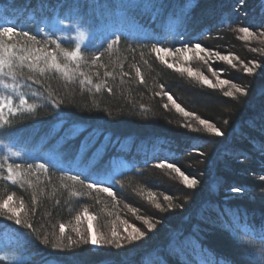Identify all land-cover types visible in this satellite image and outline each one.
I'll return each instance as SVG.
<instances>
[{"label": "trees", "instance_id": "1", "mask_svg": "<svg viewBox=\"0 0 264 264\" xmlns=\"http://www.w3.org/2000/svg\"><path fill=\"white\" fill-rule=\"evenodd\" d=\"M242 11L244 17L237 0H0V17L9 20L3 25L36 37L16 36L10 43L41 57L38 62L17 61L10 72L5 68L9 74L0 75V96L12 97L14 107L21 95L24 108L34 105L14 116L5 109L9 123L0 128V141L38 148L56 159L15 160L0 151V202L12 195L25 206L21 224L0 210V233L12 238L7 245L0 234V244L3 252L17 256L0 257V264H245L248 257L241 255V246L254 250L255 259L264 264V194H250L264 192V180L245 177H264V40L250 41L253 46L236 44L243 25L259 30L264 25V0H245ZM60 21L93 30L108 23L121 29L108 41L79 47L73 59L68 53L77 51L75 41L61 39L53 28ZM132 25L137 28L133 35L126 32ZM206 41L213 49L237 47V55L245 49L250 61H257L247 74L239 57L238 72L231 78L247 95L227 97L169 68L153 51ZM53 56L60 70L52 67ZM164 93L225 135L206 133L195 116L177 112ZM186 124L200 131H189ZM75 128L83 131L77 134ZM93 129L95 135L88 138ZM72 135L75 139H68ZM81 141H86L84 150ZM161 159L182 170L187 166L197 187L189 189L177 174L157 167ZM115 162L128 167L114 176L111 199L88 187L95 179L85 178L83 166L109 174ZM9 165L19 173L16 183L6 179ZM232 186L249 195L226 192ZM149 193L164 198L163 208L169 203L174 207L157 209ZM85 208L96 218L97 233L108 239L113 228L121 234L123 219L139 223V216L160 223L135 248L93 252L81 242L87 238L76 219Z\"/></svg>", "mask_w": 264, "mask_h": 264}, {"label": "snow or ice", "instance_id": "2", "mask_svg": "<svg viewBox=\"0 0 264 264\" xmlns=\"http://www.w3.org/2000/svg\"><path fill=\"white\" fill-rule=\"evenodd\" d=\"M64 21H60V23H63ZM4 22L0 21V75H7L9 73H6L4 70L7 67L10 70L13 68V65L19 61L20 64H24L26 61H30V60H34V61H39L41 59V57L39 55L33 56V50H29L28 48H25L24 46H20L19 48L17 47V44L15 43H10V41H12L14 39V37L16 36H24L29 38L32 41L36 40V37L34 35H31L29 32L27 31H22L20 28L16 27L15 25L13 26H2ZM262 28H264V25H261ZM240 31L244 34L242 39L245 40H250L252 39L254 36H256V33L252 32L250 30L249 27H241ZM113 35H115V33H113ZM260 37H264V31H260ZM259 38V37H258ZM119 37H116V40H118ZM116 41H113V43H115ZM111 46V45H109ZM184 49L186 50V54H185V59H188L187 56V51H194L197 56L200 55V52L202 51L201 49V45L199 43L194 45V48L189 49L188 45L185 44L184 45ZM78 50H79V45L77 46V51H73L71 53H68V55L73 58L76 59L78 58ZM181 49H177V51H180ZM36 52L41 51L40 49H36L34 50ZM154 52H156L158 55L161 52H167L169 51L168 49H164L161 47H155L153 49ZM253 51L255 52L256 49H253ZM218 61L221 62H227V64L231 65L232 67H236L235 64H233V58L232 56L229 55H221V53L216 52L215 53ZM161 59V61H163L165 64H167V66L169 68H173L175 67L173 64L168 63L167 60H165V58L163 56L159 57ZM201 59H204L202 56L200 57ZM44 59L47 60V54L44 56ZM237 59H239L237 57ZM240 63L243 65V71L247 74H252L255 70V68L257 67V63L256 61H249L248 63H245L244 61H240ZM249 63L252 64V67H249ZM30 67L34 66V64H30ZM52 67L60 70L61 69V65L56 63V58L55 56L52 57ZM179 71H186L188 73L189 76H193L196 75L199 77V79L202 81V83L210 88L216 89L218 87L224 86V85H230L231 89H234L236 93H240L241 95H247L248 90L246 88H240L237 87L236 84L232 83L229 80L226 79H221L219 76L216 77L217 79V83H212L211 80L208 79L207 76H204L202 73H193V70L191 68H180L178 69ZM64 71H67L66 67L64 69ZM137 71V75H139V69L136 70ZM262 71H264V69H262ZM110 75V74H109ZM89 83L91 82L90 80L88 81ZM141 82H143V78L141 77ZM109 92L111 91V89L108 90ZM227 97H233L234 96V92L232 90H229L227 92L224 93ZM164 95L167 96L168 100L172 102V104L175 106L176 111L182 113L185 117H192L195 116V113L193 112H188L186 111L184 108H182L179 104H177L175 102V100L173 99V97L168 94V93H164ZM26 99L23 95L19 96V105L18 106H13V99L12 97H3L0 96V128L4 127L5 125H7L9 123L7 117L5 116V109L7 110V112L10 115H15L16 113L20 112L21 109L23 108V110L25 111H31L34 108V105H27L26 108H24V106L26 105ZM59 106V105H57ZM165 108H167V105H165ZM195 118L197 120H199L200 124L203 125L204 131L206 133L212 134L213 136L216 137H222L225 135V133L219 128L217 127L214 123H210L208 120L205 119H201L199 116H195ZM227 123V122H225ZM184 127H186L189 131H195V132H199L200 129H193L191 124H186L184 125ZM80 131H83V129L80 128H75V132L78 134ZM96 129H93L90 133H89V137L91 138V136L95 135L96 133ZM6 134L7 135H11L10 130H6ZM68 139H75V135L69 136ZM0 144H3V141H0ZM80 149L84 150L86 149V141H81V145H80ZM262 149H264V145H262ZM17 155H20V153H16ZM202 155V153H201ZM165 166H167V168L175 173H177L179 175V177L182 180L183 185H185L187 188L189 189H193L196 188L198 185V180L195 178H189L188 175L185 174L184 171L181 170L180 167H178L175 163H170L167 162V159H161L160 162L157 164V167L159 168H164ZM17 168L19 167V165L16 166ZM29 167H31V165H29ZM40 168H45L44 164H40L39 165ZM3 169V166L0 165V170ZM7 177L6 179L12 181L13 183H16L17 181V176L19 175V173H17L14 169L12 165H9L7 167ZM97 179L95 181H93L92 183H90L88 185L89 188L91 189H99L102 190L103 192L107 193L109 196H114L113 191H112V187L110 186L114 181L111 177L110 174H100L97 173ZM85 178L86 179H90V175L85 174ZM73 179H79V175L74 176ZM103 185H109L106 187H102ZM233 192H241L242 189L239 187H235L232 189ZM148 198L152 199V193L148 194ZM166 200H169L170 197H165ZM13 202V196L9 195L7 197V199H5L2 203H0V210H5L7 211L10 216L9 218H15V223L16 224H21L22 221L20 219V213L21 211L24 209V204L23 202H21L19 208L17 207H12L10 206ZM157 209H160L161 211H167L169 209H172L174 206L173 204L169 203L167 205V208H163L162 205L160 203H157L156 205ZM180 207H183V205H180ZM84 217L87 218L88 220V231H89V238L85 239L83 237H81V242L84 244L87 243H91L92 245L95 246H100L101 245V241L103 240V244L106 245H113L115 244L116 247L124 249L126 246L130 247V248H135L136 247V242H141L143 243L144 238H146V236L153 232L156 227H157V223H160V221H157L156 223H153L151 221H149L148 219H145L144 217H137V220L141 222V227L144 228V230H141V227H137L135 224H129L128 221H124V228H123V232L126 235L121 236V234L119 232H117V230L115 228H113L111 236V239L108 238H103V237H98L97 234L93 231V227H92V221L95 219L94 216L90 215L88 212V209L85 208L84 209V213H83ZM77 221H79L81 219V217L78 215L76 217ZM27 227L31 228V225H27ZM129 228L131 229V231H129ZM60 232L61 234H63L65 232V226L63 224L60 225ZM261 238L264 239V232H262ZM44 243H48L47 240L44 241ZM68 247L73 246V242L71 241V239L69 238V244L67 245ZM53 247H60V245H53ZM241 255L242 256H246L248 257V259H246L245 264H260V261H257L255 259V255H254V250H246L243 248V246H241ZM261 258L264 259V253H262ZM221 264H235V262L233 261H221Z\"/></svg>", "mask_w": 264, "mask_h": 264}, {"label": "rangeland", "instance_id": "3", "mask_svg": "<svg viewBox=\"0 0 264 264\" xmlns=\"http://www.w3.org/2000/svg\"><path fill=\"white\" fill-rule=\"evenodd\" d=\"M237 1H239V8H240V12H241V17H244L245 13L242 11V9L244 7L245 0H237ZM6 11H8V10H6ZM6 11L4 10L5 13H7ZM5 20L9 21L8 17H5V16L0 17V21L4 22ZM241 22H242V24H244L245 23V19H241ZM3 24H2V26H11L10 23H7L5 25H3ZM243 27H246V26L243 25ZM53 28L56 30L57 34L60 36L61 39L73 40V41H75L77 46L79 45V47L89 46L92 43L101 44V43H103L105 41H108L111 38V36H113V33L116 34V31L121 29L120 27H114V26L110 25L109 23L105 24V25H103V26H101V27H99V28H97L95 30L88 29L87 27H85L83 25H80V24H77V23H57V24L54 25ZM128 29L129 30L126 31V32H128L131 35H133L134 31L137 28L132 25ZM250 30L252 32L256 33V36H254L250 40H245V39H242L244 34L240 31V33L238 34V37L236 38V40L238 41L236 44H240L243 47H244L243 44H245L246 46L247 45L253 46L250 43V41H254L255 39H263L264 40V37H260V31H264V28H260V30L259 29L250 28ZM199 44L201 45V49H202V51L200 52V55L197 56V54L194 51H187V56H188L187 60L185 59L186 50L184 49V46H177V47H175L173 49H168L169 51L161 52V53H159V55L156 52H155V54H156V56L158 58L160 56H163L165 58V60L168 61V63L173 64L175 67H173L171 69H174L176 71H179L178 69H180V68H191L193 70V73H202L204 76H207L208 79L212 81V83H217L216 77L219 76L221 79H226V80H229L232 83L236 84L234 81L231 80V78L233 77V74H235L236 71L238 72L237 61L240 58H241V61H244L245 63H248L250 61V59H249L250 57L246 54L245 49H244V52L242 54L240 53V54L237 55V51H238L237 47H226V48L225 47H221V49H213V48L210 47V45H208L209 43H207V41L205 43H203V44L202 43H199ZM194 45L195 44H193L191 46H188V48L192 49V48H194ZM177 49H181V50L177 51ZM223 50H226V51H223ZM216 52L221 53V55H229L230 54L232 56V58H233V64H235L236 67H232L231 65L227 64V62L218 61V59H217V57L215 55ZM201 56L204 59H201L200 58ZM237 57L238 58L240 57V58L237 59ZM244 57H245V59H244ZM159 60H161V59L159 58ZM161 62H163V61H161ZM165 65H167V64H165ZM239 66L241 67V69H243V65L241 63H240ZM249 67H252V64L249 63ZM179 72H182L183 74L188 75V73L186 71H179ZM192 77L194 79L198 80L201 84H203L198 76L193 75ZM237 87H239V86L237 85ZM217 89L222 90L224 93L229 91V90H232L234 92V94L236 93L234 89H231L230 85H224V86L218 87ZM165 98H166V100H168L166 95H165ZM169 104L173 105L171 101H169ZM193 120H194V122L196 124H198V125L203 127V125L200 124L199 120H197L194 117H193ZM210 123H213V122H210ZM0 151L4 152L7 156L12 157L15 160H19V159H23V160L35 159V160H37L39 162H44V163L45 162H49L50 160H51L50 162H56L55 161L56 159L53 158L52 155L49 154L46 151L45 152H41V151H39L38 148H36V149H27V148L20 147V146L15 145L14 143H9V142H7V143L3 142V144H0ZM16 153H20V155H17ZM238 162H240V161H238ZM124 164L126 165L125 161H124ZM125 165L122 166L119 163L115 162V164L112 167L111 173H109L113 180H114V176L117 173H119L122 169L128 167V166H125ZM58 166H62L61 162L58 163ZM83 169H84V172H86L88 175H90L93 179H95V180L97 179V175H96L97 173L96 172L89 171V169L86 166H83ZM163 169H168V168H167V166H165ZM187 169H188L187 166H185V170H187ZM185 170H182V171H184L185 174L189 176V178H192ZM169 171H171V170H169ZM171 172L175 173L173 171H171ZM100 174H102V173H100ZM175 174H177V173H175ZM240 174H243V173L240 172ZM247 175H249V177L253 176L254 178H258V181H260V182H262L264 180V177H262L261 175L256 174V173L255 174H251V173L245 174V177ZM177 177L182 182V180H181V178L179 177L178 174H177ZM232 187L235 188L236 186L235 187L232 186ZM223 189L224 188H221V191H226V190H223ZM99 191L101 193H103V196L109 197L111 199H114L113 197L115 196V194H114V196H109L107 193L103 192L102 190H99ZM242 191L237 193V192H233L232 189H231L230 191L228 190L226 192H228L229 194H241V195L242 194H246V195H249V194H247V192H245V191L242 192ZM250 194H253L254 197H256V196H260L261 197L264 194V192L263 191L259 192V191L254 190V191L250 192ZM4 200H2V202ZM150 200L155 205L157 203H160V204L164 203L163 202L164 198L160 199L158 196H154V195H152V199H150ZM2 202H0V203H2ZM20 204L21 203H18V202L15 203L13 201L10 206L19 208ZM120 204H121L122 210L126 211L127 207L125 206V204H122L121 202H120ZM24 208H25V206H24ZM3 211H5V210H3ZM23 211H24V209L21 211L20 217L22 216L21 214H22ZM5 214L10 215L7 211H5ZM90 215H92V214H90ZM80 217H81V225L83 226L82 229L85 231L86 238L88 239L89 235H90L89 231H88V220H87V218L84 217L83 214H81ZM95 221H96V218L92 221L93 231L97 234L98 237L105 238V236L99 235V233H97L96 228H95ZM124 221H128L129 224L135 223L137 227H138V225L140 223V222L138 223L137 221H129V220H125V219L120 220L119 224L121 225V229H122L121 234H122V236L126 235L123 232V228H124V223L123 222ZM129 231H131L130 228H129ZM154 232H155V230L153 232L149 233V234H152ZM0 234L2 235L1 242H3L5 240L8 243L7 245H9V243H10L9 241L12 238L9 237L7 232L4 231V230ZM110 238H111V235H110ZM87 244L89 246V249L92 250L93 252L106 251V249L109 248V247H111L112 249H115L116 251L121 249V248L116 247L115 244H113V245L103 244V240L101 241V245L100 246L92 245L90 242L87 243ZM4 247L5 246L0 244V257L7 258L9 260H14L15 258H17V256H15L12 252H3V249H5Z\"/></svg>", "mask_w": 264, "mask_h": 264}]
</instances>
